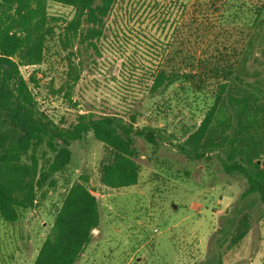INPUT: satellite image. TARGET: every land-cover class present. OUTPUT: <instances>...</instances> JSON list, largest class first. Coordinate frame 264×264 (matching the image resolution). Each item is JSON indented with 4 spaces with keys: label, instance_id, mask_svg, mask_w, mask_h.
<instances>
[{
    "label": "rangeland",
    "instance_id": "rangeland-1",
    "mask_svg": "<svg viewBox=\"0 0 264 264\" xmlns=\"http://www.w3.org/2000/svg\"><path fill=\"white\" fill-rule=\"evenodd\" d=\"M175 1L117 0L100 54L81 50L75 58L81 72L70 92L65 83L71 81L73 57L59 39L73 9L48 4L52 40L44 60L20 67L25 78L31 73L36 81L29 85L39 110L66 126L86 110L125 118L134 111L137 125L156 127L160 136L156 144L134 137L138 180L119 189L99 180L102 143L91 132L73 141L56 186L17 221L0 218V264H32L65 191L81 174L97 196L100 220L74 264H264V209L255 194L241 196L245 179L224 172L213 154L190 159L173 146L196 129L212 104L215 82L195 75L197 59L221 51L233 58L239 49L232 46L249 32L253 9L263 0H225L211 32L194 22V0ZM181 1L189 2L184 12ZM165 43L167 49H157ZM260 48L247 62L248 80L264 89V42ZM156 66L194 75L150 94L149 73ZM244 215L248 230L235 240Z\"/></svg>",
    "mask_w": 264,
    "mask_h": 264
},
{
    "label": "trees",
    "instance_id": "trees-1",
    "mask_svg": "<svg viewBox=\"0 0 264 264\" xmlns=\"http://www.w3.org/2000/svg\"><path fill=\"white\" fill-rule=\"evenodd\" d=\"M50 2L73 9L59 39L73 57L71 81L65 83L70 92L81 72V61L78 59V64L75 58L81 50L100 54L99 43L109 28L107 19L117 0H0V218L9 223L17 221L21 211L35 206L38 197L56 186V175L64 172L70 162L73 141L91 132L102 143L105 152L99 162V180L108 188L119 189L138 180L140 166L135 159L134 137L156 144L160 136L156 127L137 125L134 111L125 118L117 113L86 110L76 113L74 122L66 126L54 123L39 110L29 85L36 81L31 73L25 78L20 67L44 60L52 40L47 26ZM224 2L194 0V22L211 32L215 17L220 13V19L223 16ZM187 4L179 3L182 12ZM263 14L264 0L253 9L249 32L240 44L232 46L239 49L233 58L221 51L197 59L200 68L195 69V75L215 82L212 104L196 129L173 146L190 159L213 154L224 172L245 179L241 196L255 194L264 209V89L258 81L248 80L247 64L256 46L263 49ZM158 48L167 49V45ZM191 75L194 73L186 69L156 66L149 73L148 92L156 94ZM99 220L98 200L88 185V176L81 174L65 191L32 264H74ZM247 230L244 215L235 240Z\"/></svg>",
    "mask_w": 264,
    "mask_h": 264
},
{
    "label": "water",
    "instance_id": "water-1",
    "mask_svg": "<svg viewBox=\"0 0 264 264\" xmlns=\"http://www.w3.org/2000/svg\"><path fill=\"white\" fill-rule=\"evenodd\" d=\"M96 198H97V196H96V194H94V193H92ZM81 254V253H80Z\"/></svg>",
    "mask_w": 264,
    "mask_h": 264
}]
</instances>
